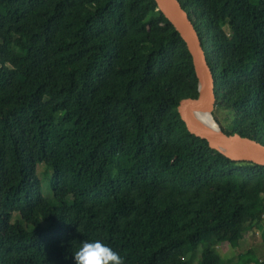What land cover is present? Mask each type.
Listing matches in <instances>:
<instances>
[{"label":"trees","instance_id":"trees-1","mask_svg":"<svg viewBox=\"0 0 264 264\" xmlns=\"http://www.w3.org/2000/svg\"><path fill=\"white\" fill-rule=\"evenodd\" d=\"M179 1L213 70L214 119L264 145V0ZM198 95L155 0H0V264H75L95 239L125 264L200 250L196 264H264L221 254L255 229L264 244V166L188 131L178 106Z\"/></svg>","mask_w":264,"mask_h":264},{"label":"water","instance_id":"water-1","mask_svg":"<svg viewBox=\"0 0 264 264\" xmlns=\"http://www.w3.org/2000/svg\"><path fill=\"white\" fill-rule=\"evenodd\" d=\"M155 2L159 11L186 43L199 80L198 97L184 99L178 106V112L188 131L192 135L206 140L212 149L234 161L264 166V145L240 134H226L214 119L213 112L216 108L217 98L213 70L208 63L200 35L181 2L179 0H155ZM206 113L214 119L215 128H206L197 119L198 115Z\"/></svg>","mask_w":264,"mask_h":264},{"label":"rangeland","instance_id":"rangeland-1","mask_svg":"<svg viewBox=\"0 0 264 264\" xmlns=\"http://www.w3.org/2000/svg\"><path fill=\"white\" fill-rule=\"evenodd\" d=\"M221 115H224L223 112L220 111ZM220 123L223 125H226L227 122L222 119V116H220ZM52 171L49 169H46L43 165H38L37 166V177L39 178L41 182V188H42V193L43 196L46 198H51L52 193L50 190V179L52 177ZM249 236V237H248ZM248 238L242 243V246L234 249L229 246H224L220 248L221 254L223 256V259L225 261L229 260H238V256H245L248 252H255L256 251V256L260 260V262H264V244L262 242V233L258 232V230H252L250 234H248ZM202 257V250L198 251L195 258L194 262H197L200 260ZM188 260L191 259V256H188ZM192 261L193 264H196ZM225 264H233L230 262H226Z\"/></svg>","mask_w":264,"mask_h":264},{"label":"clouds","instance_id":"clouds-1","mask_svg":"<svg viewBox=\"0 0 264 264\" xmlns=\"http://www.w3.org/2000/svg\"><path fill=\"white\" fill-rule=\"evenodd\" d=\"M73 257L75 264H125L124 258L101 239L81 241Z\"/></svg>","mask_w":264,"mask_h":264},{"label":"bare ground","instance_id":"bare-ground-1","mask_svg":"<svg viewBox=\"0 0 264 264\" xmlns=\"http://www.w3.org/2000/svg\"><path fill=\"white\" fill-rule=\"evenodd\" d=\"M199 122L206 128H215L216 124L210 114H200L197 116Z\"/></svg>","mask_w":264,"mask_h":264}]
</instances>
